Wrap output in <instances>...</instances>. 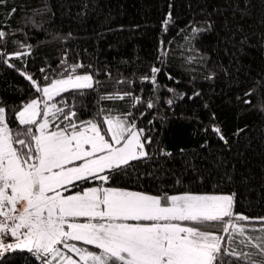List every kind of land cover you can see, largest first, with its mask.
<instances>
[{
    "label": "snow or ice",
    "instance_id": "1",
    "mask_svg": "<svg viewBox=\"0 0 264 264\" xmlns=\"http://www.w3.org/2000/svg\"><path fill=\"white\" fill-rule=\"evenodd\" d=\"M175 7L170 0L162 34L175 22ZM210 7L207 14L202 10V19H190L178 30L182 39L176 49L161 36L145 70L117 73L108 90L114 78L107 65L69 63L66 49L55 67L45 59L38 71H29L36 48L29 29L43 31L49 40L67 41L72 33L52 30L50 0L30 8L0 0V66L27 84L0 88V264H264V215L237 210L255 190L254 173L243 167L251 130L243 124L226 132L227 121L212 110L219 99L222 108L242 102L264 114V70L235 98L225 91L239 83L232 71L242 66L237 54L253 46L256 24L264 45V0L258 5L216 0ZM86 9L84 3L77 14ZM213 34V41H203ZM221 50L227 66L212 55ZM169 55L177 56L182 71L169 70ZM197 72L209 82L223 74L218 97L215 89L205 99L202 88L189 92L159 80L160 73L175 83L187 75L194 85ZM161 90L169 95L161 96ZM17 91L20 96L9 101L8 94ZM182 99L201 102L186 119L203 125L205 138L194 148L173 149L156 135L154 121L165 125ZM117 100H127L126 109L104 103ZM259 131L264 145V126ZM241 136L248 141L243 150L237 147ZM177 157L179 173L168 166ZM259 163L264 187V149ZM140 164H152L153 171L143 172ZM159 174L173 177V183L157 180L152 190L138 184L139 176Z\"/></svg>",
    "mask_w": 264,
    "mask_h": 264
},
{
    "label": "trees",
    "instance_id": "2",
    "mask_svg": "<svg viewBox=\"0 0 264 264\" xmlns=\"http://www.w3.org/2000/svg\"><path fill=\"white\" fill-rule=\"evenodd\" d=\"M169 2L170 0H50L55 12V21L50 27L53 31L61 33L71 32L72 36L67 41L59 39L49 40L43 31L29 29L34 33L30 42L36 45L35 56L30 57L28 61L29 71H38L45 59L55 67L57 57L62 50L66 49L69 51V63L75 60H83L85 64L91 62L93 65L97 63L101 66L107 65L114 78L112 81L107 82L108 90H111V85L118 78L117 73L128 76L134 69L139 72L145 70L142 66L154 60L161 36H163L165 41L172 40V48L176 49L177 43L182 39V34L178 30L183 29L190 19H202V10L205 14L210 12V5H214L216 0H171L176 5L173 9L175 22L169 25L167 33L162 34L161 21L167 11ZM252 2L255 5L259 4V0H252ZM16 3L27 4L30 8L36 5L37 0H16ZM84 3H87V9L84 13L78 15L79 8ZM62 5L64 7H61ZM17 15H22V13ZM13 24H16L15 19ZM120 25H123V28H120ZM134 25H139L140 27L135 28L133 27ZM258 32L259 24H256L255 31L250 37L253 46H246L243 53L237 54L242 66L239 67L238 73L233 70L232 75L239 83L231 85L230 90L225 88V91H229L233 98H235L238 89L251 86V77L257 76L261 70H264V45L259 43ZM37 40L43 41V43L37 45ZM213 40L214 34L203 37V41ZM211 46V44L206 45V47ZM212 55L216 60L222 59V62L227 66L229 58L222 50L218 55L216 53H212ZM167 59L170 71L174 73L182 71L179 68L180 61L177 56L169 55ZM15 62L17 64L20 63L18 60ZM233 64L235 66V59H233ZM195 75L197 79L194 85L188 83L189 76L187 75L182 77L180 83H175L167 80L165 75L160 73L159 80L161 83L173 84L174 87L189 92L194 87L202 88L205 93V99L213 94V89H215V97L219 96L220 89L225 84L223 74L215 82L201 80L200 72L195 73ZM5 83H11L14 87H27L23 77L6 66H0V88ZM135 87L136 91H139V81L136 82ZM146 87L150 89V83ZM24 94L27 95L26 92ZM160 94L161 96L169 95L166 90H161ZM144 95L147 96L148 92L145 91ZM19 96L20 92L17 91L15 95L8 94V99L9 101L15 100ZM256 101L257 97L253 95L252 102L256 103ZM104 103L108 107L120 110H124L127 107V100L106 101ZM197 103L201 102L193 103L187 99L178 100L173 112L169 113V119L165 125L162 126L158 118L154 121L157 129L156 135L161 137L163 144L177 149L180 147L194 148L201 143L205 136L199 129L203 125L197 126L194 120L186 119V117L192 115ZM161 106L163 107V105ZM247 109L248 106L243 105L242 102L239 106L222 108L220 107L219 99H216L212 110H218L221 120L227 121L226 132L234 131L236 126L243 124H247L251 130L248 133L251 147L245 155L243 167L251 168L254 173L250 187H254L255 190L248 197L247 206L245 200L242 199L238 204L237 210H243L250 215H264V199L261 198V193H264V187H262L260 179L261 170L259 163L260 152L264 149V145H261L259 131L264 126V114L255 109L251 111ZM152 111H156V109ZM181 113L184 114L183 117H181ZM199 114L203 119L205 112L202 105ZM148 119H151V117L149 116ZM247 143L248 141L245 137L241 136L237 147L243 150ZM212 144L216 145L215 138H213ZM179 163V157H177L176 164L173 165L169 161L168 166L174 167L179 173ZM138 167L145 173L153 171L152 164H140ZM238 167L241 166L238 165ZM185 179L187 182V178ZM157 180L170 184L173 183L174 178L163 174L155 177L142 175L139 176L138 184L143 185L147 190H152V186ZM256 201H259V203Z\"/></svg>",
    "mask_w": 264,
    "mask_h": 264
}]
</instances>
